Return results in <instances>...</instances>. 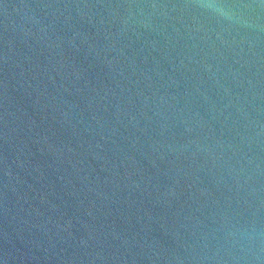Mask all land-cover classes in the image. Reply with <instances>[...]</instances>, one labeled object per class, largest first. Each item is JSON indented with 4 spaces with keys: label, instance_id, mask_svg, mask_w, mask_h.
<instances>
[{
    "label": "water",
    "instance_id": "1",
    "mask_svg": "<svg viewBox=\"0 0 264 264\" xmlns=\"http://www.w3.org/2000/svg\"><path fill=\"white\" fill-rule=\"evenodd\" d=\"M0 264H264V0H0Z\"/></svg>",
    "mask_w": 264,
    "mask_h": 264
}]
</instances>
